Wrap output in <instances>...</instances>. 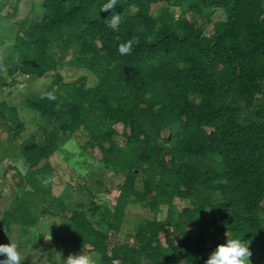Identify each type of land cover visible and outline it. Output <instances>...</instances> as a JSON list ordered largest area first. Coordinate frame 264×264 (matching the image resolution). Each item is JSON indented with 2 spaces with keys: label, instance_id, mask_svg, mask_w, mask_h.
<instances>
[{
  "label": "trees",
  "instance_id": "1",
  "mask_svg": "<svg viewBox=\"0 0 264 264\" xmlns=\"http://www.w3.org/2000/svg\"><path fill=\"white\" fill-rule=\"evenodd\" d=\"M8 2L0 0V12ZM105 3L42 0L39 20L14 24L12 56L3 59L12 83L17 73L52 77L23 99L38 114L29 134L14 105L0 102L23 162L16 186L51 193L59 142L80 132L78 158L89 162L98 148L96 164L122 181L114 203L87 188L67 216L70 244L99 253L100 264H205L227 238L257 243L264 257V0H119V31L106 25ZM215 11L225 17L210 33L188 17ZM133 37L139 43L121 55L119 44ZM59 64L87 74L67 80ZM0 85H8L1 76ZM32 205L15 197L0 215V236L35 227ZM130 206L153 215L126 235ZM51 237L52 259L67 241Z\"/></svg>",
  "mask_w": 264,
  "mask_h": 264
},
{
  "label": "rangeland",
  "instance_id": "2",
  "mask_svg": "<svg viewBox=\"0 0 264 264\" xmlns=\"http://www.w3.org/2000/svg\"><path fill=\"white\" fill-rule=\"evenodd\" d=\"M43 10L42 0H9L5 8L0 12V49L5 51L3 59L12 56V44L16 28L14 24L24 20L26 16L39 20ZM188 17L196 21L198 25L203 26L207 33H210L214 22L223 19L225 15L221 11H215L209 19L207 16L200 14L196 16L190 14ZM69 58H67V61ZM68 64H59L56 67L65 79L70 80L81 74H87L85 70L73 68ZM0 76L8 82L7 86L0 85V102L7 99L10 105H14L18 116L20 118L23 117L26 122L27 134L37 130L38 114L36 115L27 109L23 99L29 93L32 95L36 91L38 92L45 88L52 80L50 74L35 77L17 73L14 75L16 84L12 83L13 77L9 76L7 72H0ZM87 77L90 81L93 80L90 75ZM31 115H36V119L32 120ZM10 122L12 123L11 120H9ZM8 129L9 125L4 127V124L0 120V215L11 206L15 197H20L24 201L33 202L32 208L38 216V222L35 227L29 228L31 229L30 233L28 232L26 235H22L17 230L19 228L14 227L9 232L0 236V240L4 244L10 242L9 238L18 242L22 255L26 256L25 260H28L32 264H61V259H66L69 254L81 252V250L69 243L70 231L67 216L70 210L75 207L79 200H86L85 198L88 196L87 188L95 196L98 195L96 201L109 200L114 203L118 195L117 183H120L122 178L121 176H114L111 172L103 171L96 164V160L100 157L98 148L91 149L88 153L85 152L88 157L93 158L89 162H85L84 158H78V154L80 153L78 142L83 143L85 141L84 136L78 132L74 136V139L59 142L62 148L51 159L53 162L51 193L28 196L18 189L15 184L18 180L17 170L24 172V168L23 162L15 151L16 145L19 142H13V137L9 134ZM116 129L122 132L123 127L119 124L116 125ZM27 134H24V137ZM122 138V135L116 136L117 140H121ZM98 180L102 182L100 188H98ZM55 196L59 197L60 200H57ZM63 202H65V205H63ZM176 202L178 208H182L188 204L185 200H177ZM43 210L45 211L43 212ZM152 215L153 213L141 207L130 206L127 213V222L123 225V231L127 235L133 223L139 217H152ZM53 221L61 223L57 224ZM55 232L60 239L67 241V245L63 251L51 259L48 249L51 240L47 241L45 238H48L50 235L52 236ZM36 235L39 236V239ZM209 237L210 234L207 235V239ZM209 246H211V241L208 243ZM249 246L252 251L250 257L251 264H264V257L261 254L259 245L251 242ZM41 247L45 248L46 251H41ZM211 252L209 251V253ZM0 259H3V256H0Z\"/></svg>",
  "mask_w": 264,
  "mask_h": 264
},
{
  "label": "clouds",
  "instance_id": "3",
  "mask_svg": "<svg viewBox=\"0 0 264 264\" xmlns=\"http://www.w3.org/2000/svg\"><path fill=\"white\" fill-rule=\"evenodd\" d=\"M118 3L119 0H107V3L103 4L100 8V11L109 13L105 18V23L113 31H119V26L122 22L121 15L114 11ZM138 43V38L133 37L124 43H120L118 51L121 55H130L133 51V46ZM4 54L5 51L0 49V72L7 71L3 63ZM47 98L50 100L56 99L54 93L51 92L47 94ZM53 222L57 224L61 223ZM51 239V235L45 238L47 241ZM9 240V243L0 244V256H3V259H0V264H23L26 256L22 255L19 243L13 241L11 238ZM250 243L251 241L241 238H227L226 243L217 245L215 250L210 253L205 264H251L250 257L252 251L249 246ZM100 261L101 256L99 253L82 250L78 254H69L66 259H61V264H100Z\"/></svg>",
  "mask_w": 264,
  "mask_h": 264
}]
</instances>
